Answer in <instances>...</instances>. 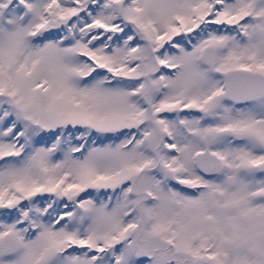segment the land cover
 <instances>
[{
  "label": "snow or ice",
  "instance_id": "obj_1",
  "mask_svg": "<svg viewBox=\"0 0 264 264\" xmlns=\"http://www.w3.org/2000/svg\"><path fill=\"white\" fill-rule=\"evenodd\" d=\"M0 264H264V0H0Z\"/></svg>",
  "mask_w": 264,
  "mask_h": 264
}]
</instances>
